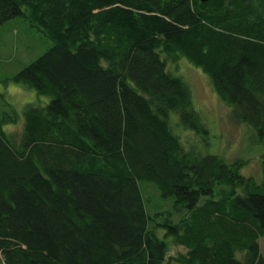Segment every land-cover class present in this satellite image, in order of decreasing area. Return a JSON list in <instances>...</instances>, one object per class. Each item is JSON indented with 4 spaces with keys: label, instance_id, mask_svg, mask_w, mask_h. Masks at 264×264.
Returning a JSON list of instances; mask_svg holds the SVG:
<instances>
[{
    "label": "trees",
    "instance_id": "obj_1",
    "mask_svg": "<svg viewBox=\"0 0 264 264\" xmlns=\"http://www.w3.org/2000/svg\"><path fill=\"white\" fill-rule=\"evenodd\" d=\"M18 17L50 43L7 80L50 100L19 136L0 117V264H264V161L257 181L185 145L178 124L209 131L167 63L202 69L264 142V0H0V29Z\"/></svg>",
    "mask_w": 264,
    "mask_h": 264
},
{
    "label": "rangeland",
    "instance_id": "obj_2",
    "mask_svg": "<svg viewBox=\"0 0 264 264\" xmlns=\"http://www.w3.org/2000/svg\"><path fill=\"white\" fill-rule=\"evenodd\" d=\"M50 42L42 32L32 27L28 21L18 17L5 22L0 29V117L13 109L19 116L16 123L4 124L3 129L19 136L23 127V111L29 104L45 105L50 97L40 95L34 89L15 81L7 80L47 50ZM168 68L186 81L192 92L193 106L201 121L209 131L208 138L199 136L193 130H186L178 124L176 129L187 147H196L206 154H216L227 161L244 160L246 165L241 173L262 180L264 142L254 128L236 121L232 106L218 97L210 77L185 58L167 61ZM178 120L176 114L172 115ZM147 189L146 205L149 212L163 211L176 214L171 199L161 197L150 182H140ZM156 192L154 191V189ZM260 252L264 257V237L258 239ZM185 252L182 246H170V254Z\"/></svg>",
    "mask_w": 264,
    "mask_h": 264
},
{
    "label": "water",
    "instance_id": "obj_3",
    "mask_svg": "<svg viewBox=\"0 0 264 264\" xmlns=\"http://www.w3.org/2000/svg\"><path fill=\"white\" fill-rule=\"evenodd\" d=\"M202 2H206V1H208V0H201Z\"/></svg>",
    "mask_w": 264,
    "mask_h": 264
}]
</instances>
